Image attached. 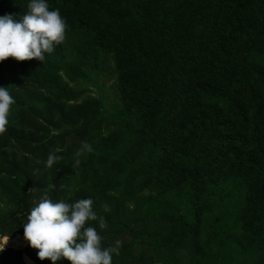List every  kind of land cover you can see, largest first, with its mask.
<instances>
[{
	"label": "trees",
	"instance_id": "trees-1",
	"mask_svg": "<svg viewBox=\"0 0 264 264\" xmlns=\"http://www.w3.org/2000/svg\"><path fill=\"white\" fill-rule=\"evenodd\" d=\"M29 3L0 0V16L19 20ZM47 3L67 22L64 44L43 62H0L15 100L0 236L27 244L47 192L93 200L103 246L122 241L112 264L143 252V264H264V0ZM84 142L93 151L76 166ZM50 153L63 159L48 169ZM27 262L51 264L29 244L0 252V264Z\"/></svg>",
	"mask_w": 264,
	"mask_h": 264
},
{
	"label": "clouds",
	"instance_id": "clouds-1",
	"mask_svg": "<svg viewBox=\"0 0 264 264\" xmlns=\"http://www.w3.org/2000/svg\"><path fill=\"white\" fill-rule=\"evenodd\" d=\"M27 7L28 12L19 20L10 14L0 16V62L8 58L43 62L46 54H52L66 40L68 25L58 9L49 10L47 0H30ZM13 104L15 100L8 88L0 86V136L7 132ZM92 151L91 144L82 143L75 152V165L79 166L80 157ZM62 159L50 153L45 167L51 169ZM91 222H96L100 230L107 228L104 217L94 211L91 198L68 203L54 201L45 192L27 215L23 235L41 261L47 259L57 264L64 258L70 264H112L113 254L120 255L122 241L104 247L102 236ZM8 239V235L0 236V252Z\"/></svg>",
	"mask_w": 264,
	"mask_h": 264
},
{
	"label": "rangeland",
	"instance_id": "rangeland-1",
	"mask_svg": "<svg viewBox=\"0 0 264 264\" xmlns=\"http://www.w3.org/2000/svg\"><path fill=\"white\" fill-rule=\"evenodd\" d=\"M84 86L85 87H89V88L93 89L94 91L97 90L96 87L94 85L90 84L89 82H84ZM92 94L93 95L94 94L96 95L97 92L96 93L93 92ZM21 236L23 237L24 235H21ZM15 238H10V240L5 245V248L22 249V248H24L28 244L27 243L25 245H16V244L13 243V239H15ZM147 256H149L148 252L147 253L146 252H143V253L139 254L137 256L136 261L134 262V264H143V261H145V259H149V257H147ZM26 258L27 257H25V259H24L25 262H26ZM26 264H33V263L32 262H30V263L27 262Z\"/></svg>",
	"mask_w": 264,
	"mask_h": 264
}]
</instances>
